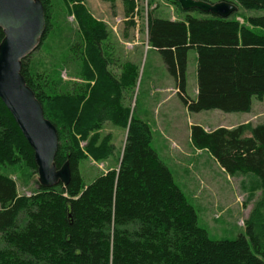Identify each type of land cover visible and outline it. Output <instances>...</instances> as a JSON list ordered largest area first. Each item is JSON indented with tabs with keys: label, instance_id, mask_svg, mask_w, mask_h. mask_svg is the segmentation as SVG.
Segmentation results:
<instances>
[{
	"label": "trees",
	"instance_id": "obj_1",
	"mask_svg": "<svg viewBox=\"0 0 264 264\" xmlns=\"http://www.w3.org/2000/svg\"><path fill=\"white\" fill-rule=\"evenodd\" d=\"M39 1L45 21L40 46L53 27L49 0ZM198 1L233 3L237 9L262 15L196 18L191 13H203L182 11L172 0L184 19L148 17V45L161 56L176 95L189 113H250L252 98H264V0H235L237 4L232 0ZM71 2L79 30L72 50L81 60L84 49L89 62L96 63L94 95L90 92L81 104L84 96L61 94L53 83L37 81L27 63L29 55L21 61V76L57 132L55 167L68 162L71 178L65 187L38 186L33 195L19 196L15 182L0 175V236L4 243L0 264H264V123L210 132L190 126L194 148L207 150L227 175L251 174L260 185L244 222L245 234L234 240H212L198 226L193 207L152 148L148 124L129 118L128 109H118L116 96L108 99L106 88L134 86L135 70L128 69V80L124 73L118 80L110 75L101 49L108 37L105 24L77 0ZM124 6L126 17L131 16L134 1L124 0ZM2 38L0 30V41ZM192 49L197 63L194 100L185 93L187 53ZM85 62L81 71L86 69ZM106 123L127 128L120 163L86 186L78 172L83 153L76 136L82 141L90 135L97 139L94 134ZM99 150L90 141L84 152L95 159L114 157L115 147L107 139ZM20 162L36 174L33 151L0 101V165Z\"/></svg>",
	"mask_w": 264,
	"mask_h": 264
},
{
	"label": "rangeland",
	"instance_id": "obj_2",
	"mask_svg": "<svg viewBox=\"0 0 264 264\" xmlns=\"http://www.w3.org/2000/svg\"><path fill=\"white\" fill-rule=\"evenodd\" d=\"M77 1L107 28L108 37L101 44V49L102 55L106 53V70L110 75L118 80L124 73L128 80V69L135 70L134 86L122 90L106 88L108 99L116 96L118 109H128L129 118L134 117L148 124L152 134V148L193 207L198 226L206 231L210 239L216 241L234 240L244 235V222L260 193L259 180L251 174L227 175L207 150H198L192 146L189 139L190 126L198 125L210 132L219 127L233 128L246 123H264V98L261 101L252 98L250 113L226 114L219 110L189 113L174 92V80L161 56L150 50L147 42L148 17L173 21L184 19L185 16L174 7L172 0H133L135 9L129 17L124 12V0ZM49 2L53 32L29 55L27 63L37 81L53 83L56 91L61 94L84 96L83 104L90 92L94 95L92 87L98 79L96 63L89 62L84 49L81 50V60L72 50L79 30L71 0ZM232 2L237 4L235 0ZM191 15L196 18L206 16L196 12ZM234 15L261 16L262 12H249L239 8ZM238 20L241 22L240 18ZM83 60L87 62L86 69L81 71ZM196 68V52L192 49L187 53L185 73V93L192 100L196 98ZM170 95L173 96L169 100H164ZM80 109L72 120L73 124L80 115ZM126 134L127 128L124 126L106 123L94 134L97 139L90 135L82 141L76 136L83 153L78 163V172L84 185L88 186L98 176L116 169L120 163ZM103 138L115 147L113 158L95 159L84 152L85 147L93 141L99 153ZM0 175L15 182L19 196H31L38 190L39 185L35 183L37 173L23 162L13 166L0 165ZM3 246L0 236V248Z\"/></svg>",
	"mask_w": 264,
	"mask_h": 264
},
{
	"label": "water",
	"instance_id": "obj_3",
	"mask_svg": "<svg viewBox=\"0 0 264 264\" xmlns=\"http://www.w3.org/2000/svg\"><path fill=\"white\" fill-rule=\"evenodd\" d=\"M182 11H199L227 19L237 13L232 3L176 0ZM0 101L12 116L33 151L37 183L41 188L70 182L68 162L56 169L54 158L58 137L44 117L40 103L21 76V61L40 44L45 31L44 10L39 0H0Z\"/></svg>",
	"mask_w": 264,
	"mask_h": 264
},
{
	"label": "crops",
	"instance_id": "obj_4",
	"mask_svg": "<svg viewBox=\"0 0 264 264\" xmlns=\"http://www.w3.org/2000/svg\"><path fill=\"white\" fill-rule=\"evenodd\" d=\"M171 21H173V20H171ZM150 50H153V49L150 48ZM153 51H155V50H153ZM155 52H156V51H155ZM174 92H176V94H177V90H176V88H174ZM195 94H197V89H196ZM171 96H173V95H170L169 97H165L164 100H169V98H170Z\"/></svg>",
	"mask_w": 264,
	"mask_h": 264
},
{
	"label": "bare ground",
	"instance_id": "obj_5",
	"mask_svg": "<svg viewBox=\"0 0 264 264\" xmlns=\"http://www.w3.org/2000/svg\"><path fill=\"white\" fill-rule=\"evenodd\" d=\"M220 3H223V2H220ZM232 4H233V3H232ZM30 54H31V53H30ZM30 54H29V55H30ZM197 114H198V113H197ZM36 180H37V179H36Z\"/></svg>",
	"mask_w": 264,
	"mask_h": 264
}]
</instances>
